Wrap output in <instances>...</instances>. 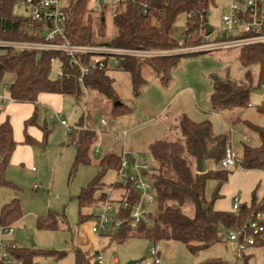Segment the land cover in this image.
Here are the masks:
<instances>
[{
	"label": "rangeland",
	"instance_id": "rangeland-1",
	"mask_svg": "<svg viewBox=\"0 0 264 264\" xmlns=\"http://www.w3.org/2000/svg\"><path fill=\"white\" fill-rule=\"evenodd\" d=\"M67 1L61 0L63 3ZM105 1V5H96V9H93L94 2H89V23L99 40H109L116 32L113 20L116 7L111 0ZM230 2L231 0H215L209 7L208 24L213 28V39L220 37L225 26L222 17L228 12ZM16 11L20 14L27 13L24 6H16ZM183 21L184 16H181L176 22L173 31L176 38L182 35ZM102 23L105 24V31L99 36L97 30ZM232 33L226 31L224 36L228 37ZM6 52L5 47H0V58ZM239 53L240 48H230L182 55L177 64L168 71L165 81L162 80L161 73L143 65V82L137 87L129 71L112 68L109 73L113 76L112 87L117 96L116 100L88 87L87 92L82 93L79 98L63 95L58 108L50 103L37 102L39 115L37 123L33 126L43 133L46 127L47 137L37 143L19 144L27 146L23 147L24 153L23 148L21 149L23 159L10 162L6 175L12 183L0 186V213L3 205L14 198L19 199L22 208L21 217L11 225L13 232L0 235V244L3 246L0 249V259L8 247H34L65 252L59 258L53 255L38 257L41 263L75 264L76 247H82L89 254L87 248L97 243L96 250L100 252L98 255L103 258L105 264H126L132 260H142L149 246V241L145 238L131 237L121 243H108L106 234L97 235L95 239L89 237L88 223L91 220L80 223L77 196L83 187H87L100 175L99 161L109 152L120 155L125 150L137 157L141 164L146 162L151 167L155 166L156 161L150 151L151 145L160 139L184 140L179 127V119L183 115L195 121L209 120L215 133L229 135L230 146L237 156L242 155L244 144L257 145L260 141L259 135L251 125H264V112L258 109V105L264 103V95L252 91L249 105L233 109L213 108L210 100L213 77L243 82L249 69L257 78L258 65L245 66L239 59ZM59 67L58 60L52 64V78H57L56 71ZM1 72L0 94L6 98H0V106L5 107L7 98L9 99L8 85L14 81L15 74L9 69H3ZM61 118L70 127L82 123L97 131L98 139L92 147L90 163H76V148L72 144H66L68 129L62 124ZM13 128L15 138L23 140L24 123L18 126L16 122ZM29 130L28 127L27 132ZM206 165L209 169L223 168L220 162L215 161H207ZM230 169L228 180L220 187L217 204L228 207L231 205L228 201L235 197L234 195L239 199L249 195L248 199H251L252 189H256V195L260 196L264 189V180L254 185V188L253 181L257 175H251V172L248 173L237 166ZM115 180H121L117 176V170H107L100 179L101 189L97 190L96 194L109 191ZM217 186L216 179L208 180V199L213 197ZM115 188L110 193V200L128 198V191L122 186L115 184ZM121 194L124 196H120ZM152 206L156 204L153 203ZM49 211L58 214V226L53 229L39 228L38 217L47 215ZM99 211V203L82 209V212L88 214H96ZM186 211L192 214L193 206H189ZM109 214L116 218L115 211ZM113 233H116V228ZM229 234L225 236L224 241L197 253L191 252L182 241L162 240L159 242L162 247L159 254L160 264H215L213 260L223 264H246L242 256L238 255V241L228 240ZM32 243L35 246H32ZM244 254L248 257V264H264L263 246L247 247ZM114 256L118 257L119 263L112 262ZM4 261L11 264L10 256Z\"/></svg>",
	"mask_w": 264,
	"mask_h": 264
},
{
	"label": "trees",
	"instance_id": "trees-1",
	"mask_svg": "<svg viewBox=\"0 0 264 264\" xmlns=\"http://www.w3.org/2000/svg\"><path fill=\"white\" fill-rule=\"evenodd\" d=\"M19 0H0V39L13 40H40V23L32 21L27 15L16 11ZM90 0H70L66 6L68 38L78 44L111 45L127 48L145 49H175L181 45H191L199 42L201 36L199 28L208 22V10L215 0H125L116 6L113 16L116 32L109 40H99L89 21ZM146 9V11H145ZM191 13V17L186 15ZM181 16L187 19L186 38L180 42L173 35L175 25ZM103 20V19H102ZM105 24L102 23L97 33L103 35ZM192 34L191 38H187ZM191 53H178L156 56L151 58L128 57L123 60L117 69L127 70L131 73L134 85L137 87L143 82L141 69L143 65L152 67L161 73L162 80H167L168 71L177 64L182 55ZM239 59L249 67L258 65L257 78L248 69L243 82L213 77L210 100L213 108L233 109L249 105L252 91L264 85V43H255L240 47ZM39 55H41L39 57ZM58 56L59 62L65 65L66 76L62 79L51 77V58ZM0 74L3 69L14 72L15 79L8 85L9 96L22 103L38 102L41 93H59L73 95L77 98L83 93L78 81L80 74L77 67H73L69 59L59 53L45 51L39 54L34 50H13L7 48L5 55L0 58ZM86 85L104 93L113 100L117 96L113 90V76L107 69H95L86 77ZM117 107V106H116ZM260 112H264V103L258 105ZM36 112L25 120V142L37 143V140L27 132L29 125L36 124ZM259 135L257 145H243V152L238 156L234 166L246 170L264 171V125H251ZM179 127L184 140H157L150 151L156 165L148 172L156 189L155 204L149 208L150 224L141 221L133 224L131 220L132 206L139 198V192L132 181L115 180L109 191H96L101 189L100 179L109 169L117 171L121 164V154L109 152L99 161L100 175L87 187H83L78 194L80 223L91 222L95 214L82 212L87 206L98 204L108 196L110 189H116L115 184L128 191L127 207H120L116 219L121 225L114 230L100 233L106 234L108 243L115 241L121 243L131 237H142L149 241V246L165 239L182 241L188 249L197 253L225 240L230 231L250 232L248 224L256 219L258 213L264 216V194L256 195L254 190L249 203H242L238 209H217L215 202L220 196V187L228 180L231 169H208L202 172V159L220 162L225 150L230 145L229 135L215 133L209 120L195 121L187 115L179 119ZM44 137L47 129L44 128ZM98 139L96 130L78 123L67 132L66 144L76 148V163H90L92 161V147ZM18 142L14 138L11 120L7 117L0 123V186L10 185L7 178V168ZM216 179L218 186L213 197H206L207 182ZM98 196V197H96ZM120 196H124L121 194ZM124 198V197H123ZM122 198V199H123ZM122 199L116 200L121 202ZM193 206V213H187V208ZM22 215V208L18 198L3 205L0 213L1 226H11ZM58 214L49 211L47 215L39 216L37 225L43 229H53L58 226ZM64 221V220H63ZM264 225V218L262 220ZM246 227V228H245ZM92 230V229H91ZM230 240V239H228ZM261 245L264 247V231L255 235V242L247 247ZM11 259L17 264H44L38 257L53 255L62 257L65 252L46 251L34 247H8ZM75 264H97V252L89 254L80 246L74 249ZM143 258H146V254ZM245 263L248 257L243 253ZM215 264L222 262L213 260ZM0 264H9L0 260Z\"/></svg>",
	"mask_w": 264,
	"mask_h": 264
},
{
	"label": "built area",
	"instance_id": "built-area-1",
	"mask_svg": "<svg viewBox=\"0 0 264 264\" xmlns=\"http://www.w3.org/2000/svg\"><path fill=\"white\" fill-rule=\"evenodd\" d=\"M61 0H19L18 8L25 7L27 15L32 21L40 23L39 33L40 40H13L0 39V47L17 49V50H34L39 54L45 51H52L59 53L69 59L73 67L79 69L78 81L83 88V93L87 92L86 77L95 69L117 68L118 65L128 57L151 58L156 56L178 54V53H199L215 49H230L240 48L245 45L264 43V0H231L229 10L226 12L222 20L225 24L221 30L220 37L213 39L211 33L213 28L208 30V22L199 28L200 42L191 45H181L175 49H145V48H127L111 45H93V44H78L72 42L67 35L66 23L67 13L66 6L69 4ZM96 5H105V0H90ZM125 0H111L116 7L120 2ZM146 11V9H145ZM116 11L113 12L115 16ZM191 17V13L186 15ZM184 29L180 42H184L186 38V24L187 19L184 16ZM233 32L232 35L225 37L224 32ZM189 34L187 38H191ZM59 61L58 56L51 58V63ZM57 78L62 79L66 76L65 65L60 62V67L57 69ZM61 117V116H60ZM63 125L70 129L66 121L61 118ZM238 161V156L231 148L227 146L225 154L220 163L223 168L228 169L234 166ZM151 166L148 163H140L138 158L130 152L123 150L121 154V164L117 171V176L123 181H132L135 188L139 192L137 202L132 206L131 220L133 224H138L145 221L150 224L149 208L155 203L156 189L148 174ZM35 187H38L35 184ZM113 188L110 189L108 196L99 202L100 211L96 213L92 221V231L96 234L114 230L121 225V220L112 217L109 212L115 211L117 214L120 207H127L129 205L128 199L124 198L121 202L110 200L109 196ZM240 206V199L238 196L233 198V209H238ZM264 216L258 213L256 219L252 220L247 228L241 231H230L229 239L238 241V255L243 256L244 250L248 244L255 242V235L264 231L262 224ZM246 228V227H245ZM13 229L11 226H0V235L3 233L11 234ZM0 244V249L2 248ZM161 245L158 243L148 246L146 258L136 262L135 264H160L159 254L161 252ZM9 256L6 250L2 254L4 260ZM10 263H15V260L10 258ZM52 264V263H51ZM97 264H105L103 258L97 256Z\"/></svg>",
	"mask_w": 264,
	"mask_h": 264
},
{
	"label": "crops",
	"instance_id": "crops-1",
	"mask_svg": "<svg viewBox=\"0 0 264 264\" xmlns=\"http://www.w3.org/2000/svg\"><path fill=\"white\" fill-rule=\"evenodd\" d=\"M7 93H8V90H7ZM8 96H9V93H8ZM0 98L2 100H5L6 97H4L3 94H0ZM62 99H63V95L59 94V93H41L39 95L38 102H40V104L50 103L52 106H54V107L56 106L58 108L59 105H61ZM7 100H8V103L5 105V107L0 106V123H2L7 117H9L10 120L12 119L11 123H13L15 125V123L17 122V124L19 126L20 123L22 124V122L24 123L25 120L30 118L34 114V112L37 113L36 114V123H37L38 115H39L38 111H37L38 110V107L36 105L37 103L33 104V103L17 102L15 100H13L10 96H9V99L7 98ZM13 124H12V126H13ZM28 127L30 129L28 131V132H30L29 134L32 137H34L37 140V142H39V140H41L42 138L45 139L44 133L41 130L37 129L33 125H29ZM28 127H27V129H28ZM31 128H34V129L31 130ZM44 128H46V127H44ZM13 131H14V128H13ZM14 138H15V136H14ZM23 138H24L23 140L15 138V140L18 142V145H17L16 149L13 152V155L11 157V161H14V162L16 161L17 162L18 160H22L23 159V156L21 154V149L23 147H27V146H19V144H23V142L26 143L25 142V136ZM30 151H32V148L30 149ZM24 152H25V149L23 148V153ZM243 170L247 171L248 173L251 172L252 173L251 175H257V176L254 177L253 187L257 183H260L261 180H264V171H262V170H246V169H243ZM245 171H244V173L246 174L247 172H245ZM252 191H254V190L252 189L251 193H253ZM263 194H264V189H262L261 194H260V196L258 195V197H262ZM234 196H237V195H234ZM248 196H242V198L240 197V200L242 199L241 202L242 203H244V202L249 203L251 201V199H248L249 198ZM233 198L234 197H231V200L228 201V203L231 204L228 207L222 206L221 204H217L216 202H215V207L217 209L231 210L232 204H233ZM251 198H252V195H251ZM88 225H89L88 226V229H89L88 231H89V234H90L89 237H91L92 239H95L98 234L94 233L91 230V222H89ZM97 247H98L97 243L95 245H92L91 247H88L87 248L89 250L88 252H93L95 250L94 252L98 253L99 251L96 250ZM112 262L113 263H119L118 257L114 256L112 258Z\"/></svg>",
	"mask_w": 264,
	"mask_h": 264
},
{
	"label": "water",
	"instance_id": "water-1",
	"mask_svg": "<svg viewBox=\"0 0 264 264\" xmlns=\"http://www.w3.org/2000/svg\"><path fill=\"white\" fill-rule=\"evenodd\" d=\"M207 27H208V30H210V28H211V26L208 24L207 25ZM41 55H39V57H40ZM256 93H258V94H262V95H264V86H262L261 88H259V89H256V90H254ZM201 171L202 172H205L206 171V161L204 160V158L202 159V169H201ZM32 246H35V244L34 243H32ZM147 252H148V247L146 248V250H145V254H147ZM137 261H134V260H132V261H129V262H127L126 264H135Z\"/></svg>",
	"mask_w": 264,
	"mask_h": 264
}]
</instances>
